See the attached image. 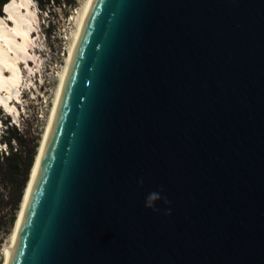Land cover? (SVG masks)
<instances>
[{"label": "water", "instance_id": "95a60500", "mask_svg": "<svg viewBox=\"0 0 264 264\" xmlns=\"http://www.w3.org/2000/svg\"><path fill=\"white\" fill-rule=\"evenodd\" d=\"M10 264H264V0H95Z\"/></svg>", "mask_w": 264, "mask_h": 264}, {"label": "rangeland", "instance_id": "374dc122", "mask_svg": "<svg viewBox=\"0 0 264 264\" xmlns=\"http://www.w3.org/2000/svg\"><path fill=\"white\" fill-rule=\"evenodd\" d=\"M72 6H49L41 10L35 0L34 9L39 15V36L35 40L34 48L40 59L39 68L34 71V87L22 85L23 104L20 107V119L10 117L3 109V118L0 116V139L7 136V127L4 123L9 119V126L17 127L21 141L12 142L14 152L18 151L22 158V168L15 177L6 176L3 183L0 180V264H4L3 249L8 244L20 217L22 204L32 176V171L37 161L45 133L54 107L57 91L61 83V76L67 64L69 51L74 35L80 24V14L87 0H74ZM27 79L30 72L23 65ZM19 105V104H18ZM11 114V113H10ZM12 115V114H11ZM2 142V141H1ZM4 155L11 151L10 146L4 144L1 148ZM36 158L32 167L27 187L25 188L22 202L18 209L16 203L20 194V187L24 180V173L33 153ZM3 156V154H0ZM13 219L16 221L13 222Z\"/></svg>", "mask_w": 264, "mask_h": 264}, {"label": "bare ground", "instance_id": "6f19581e", "mask_svg": "<svg viewBox=\"0 0 264 264\" xmlns=\"http://www.w3.org/2000/svg\"><path fill=\"white\" fill-rule=\"evenodd\" d=\"M94 3L95 0H87L83 12L80 14L79 28L74 35L67 64L61 76V83L57 91L50 121L32 171L20 217L11 239L3 249L4 264L11 263L16 250L29 202L36 184V178L39 176L42 160L55 125L70 68ZM34 4L35 0H11L5 7L4 15L0 16V106L5 107L16 120L20 119L21 114V109L18 104L24 103L21 89L22 85L33 86L35 84L34 71L36 68H39L40 64V59L33 44L35 40H38L36 36H39L37 30L39 26V15L33 7ZM23 65H26V69L30 72L28 79L25 75ZM3 146L4 144L0 139V150Z\"/></svg>", "mask_w": 264, "mask_h": 264}, {"label": "trees", "instance_id": "16d2710c", "mask_svg": "<svg viewBox=\"0 0 264 264\" xmlns=\"http://www.w3.org/2000/svg\"><path fill=\"white\" fill-rule=\"evenodd\" d=\"M11 0H0V16L4 15L5 7L10 3ZM38 6L41 10H46L49 6H61V5H70L75 3L74 0H37ZM0 116L3 118L2 112H0ZM6 127H7V136L3 137L1 135V141L3 144H6L10 146L11 151L8 153V155H4V152H0V154H3V156H0V180L4 183L6 181V176H13L19 174V171L22 168V158L19 157L18 151L14 152V146L12 145V142H20L21 136L20 133L14 125L12 128L9 126V119L4 121ZM36 158V152L33 153V155L30 158V161L26 167L25 173H24V180L20 187V194L16 203L15 210L18 209L19 204L22 202L25 188L27 187V183L29 181V176L32 170V167L34 165V161ZM16 221L13 219V222Z\"/></svg>", "mask_w": 264, "mask_h": 264}, {"label": "clouds", "instance_id": "9594fccd", "mask_svg": "<svg viewBox=\"0 0 264 264\" xmlns=\"http://www.w3.org/2000/svg\"><path fill=\"white\" fill-rule=\"evenodd\" d=\"M142 183H143V180L141 179L140 184L142 185ZM161 191H163V189H161ZM161 199L162 197L159 192H151L146 197L145 207L149 209H153L154 211H159V209L155 208V202ZM163 199H164L165 204L170 203V201L166 197H163ZM166 215H171V209L167 210Z\"/></svg>", "mask_w": 264, "mask_h": 264}]
</instances>
